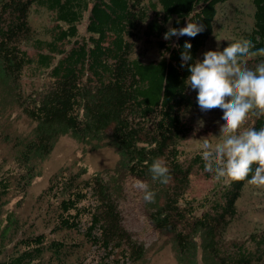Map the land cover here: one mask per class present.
Here are the masks:
<instances>
[{
  "label": "trees",
  "instance_id": "1",
  "mask_svg": "<svg viewBox=\"0 0 264 264\" xmlns=\"http://www.w3.org/2000/svg\"><path fill=\"white\" fill-rule=\"evenodd\" d=\"M229 1L159 0V5H146L142 0H0V111L19 108L33 125L14 144L20 172L8 180L0 176V203L12 191L13 180L26 191L41 176V164L61 137L70 135L88 145L109 139L120 157V172L149 180L156 194L148 203L152 223L173 236L180 264H199V258L203 264L263 261L264 232L252 236L257 259L243 242L234 250L226 248L231 252L223 247L222 232L236 214L247 180L229 181L217 194L221 198L210 204L212 211L197 216L199 208L186 198L190 179L180 156L190 131L185 118L198 107L197 92L185 83L188 66L199 58L214 33L219 8ZM253 5L254 23L242 39L259 49L264 48V0H253ZM33 7L48 11L57 22L48 39L31 33L28 14ZM87 13L88 38L79 36ZM187 22L202 24L204 30L194 38L160 40L161 56L156 60L134 56L135 39L143 27L148 37L161 39L169 27L181 28ZM186 41L192 45V60L184 63ZM32 43L35 55L30 56L22 44ZM247 59L264 63V56L240 58ZM26 70L33 77L48 72V84L25 92L21 81ZM254 119L252 129L264 128V117ZM157 159L169 168L167 184L152 180L150 169ZM116 177L103 172L88 175L86 170L54 176L48 193L56 200V227L81 230L84 239L114 263L138 264L146 249L123 227L122 182ZM20 233V221L9 215L0 226V249L14 242L13 248L20 249L8 257H1L0 250V264H38L46 253L63 256L62 242L46 243L42 235L18 238Z\"/></svg>",
  "mask_w": 264,
  "mask_h": 264
},
{
  "label": "rangeland",
  "instance_id": "2",
  "mask_svg": "<svg viewBox=\"0 0 264 264\" xmlns=\"http://www.w3.org/2000/svg\"><path fill=\"white\" fill-rule=\"evenodd\" d=\"M146 5L157 4L159 0H142ZM253 0H230L219 8V15L212 37L205 48L199 54V60L203 59V53L208 50H223L228 44L241 40L245 32L251 30L254 23ZM153 16V11H150ZM28 22L31 33L35 37L47 38L49 32L57 24L51 13L44 9L31 8L28 14ZM88 13L79 25V36L88 38L86 32ZM135 39L134 56L145 61L156 60L161 56L159 49L160 40L148 37L142 28ZM175 42V40H165ZM23 49L32 56L35 55L33 43L24 45ZM241 67L255 69L259 64L252 61L240 60ZM48 72H42L34 77L26 70L22 77V86L25 92L32 89L41 90L48 84L46 76ZM193 91V90H192ZM196 91H193V93ZM1 96V94H0ZM222 110L214 109L201 112L199 106L186 116L185 120L190 128L186 138L181 143V162L188 169L189 186L186 192L187 200H193L195 208H199L195 215L199 216L203 211L209 210L212 204L221 198L218 192L229 184L227 178L220 181L214 179V174L204 171L205 162L202 159V144L206 138L215 146L222 142L219 136ZM255 116L248 115L247 120L239 129V133L252 129ZM203 121V126L199 121ZM33 125L21 109L0 111V176L5 179L17 176L20 172L19 164L15 161L14 144L18 137H26ZM201 158L202 162L198 159ZM119 155L109 139L100 143L83 144L76 141L70 135L61 137L51 155L41 164V176L36 178L32 185L25 191L13 180L12 191L0 203V226L6 224V218L13 215L20 221L21 233L18 238L30 235H42L46 243L60 241L65 245L61 258H53L54 255L46 253L38 264H117L107 254L100 252L89 244L82 231H58L56 227L55 210L56 200L49 195L48 189L51 179L56 175L82 172L86 170L88 175L104 173L117 176L122 182L120 193V211L123 218V227L138 243L145 246L146 256L138 264H180L176 256L172 237L162 232L152 223L151 206L143 200V192L134 187L136 181H143L150 185L148 179H140L128 173L120 172L118 168ZM221 193H223L221 191ZM223 198V195H222ZM192 202V201H191ZM183 204V203H182ZM181 204V205H182ZM211 204V205H210ZM206 205V207L204 206ZM185 206V205H182ZM204 206V207H203ZM236 214L228 218V225L222 235L226 245L225 252H231L241 242L245 244V250L258 258V250L254 245L253 235H263L264 232V187L258 188L249 183L245 185L241 196L236 201ZM85 225L83 226V228ZM15 242L2 247L1 257L11 256L20 248H13ZM230 249H226V248ZM224 253V250L222 251ZM201 254V252H200ZM118 258V257H116ZM264 258V253L261 259ZM199 264L204 261L199 258ZM121 264V263H120ZM264 264V260L257 263Z\"/></svg>",
  "mask_w": 264,
  "mask_h": 264
},
{
  "label": "clouds",
  "instance_id": "3",
  "mask_svg": "<svg viewBox=\"0 0 264 264\" xmlns=\"http://www.w3.org/2000/svg\"><path fill=\"white\" fill-rule=\"evenodd\" d=\"M203 30L202 24L187 22L181 28L169 27L163 39L194 38ZM191 48V43L186 41L181 53L184 63L192 60ZM247 56H264V48L256 49L251 40L241 39L228 44L223 50L205 51L202 60L197 59L188 66L190 75L185 83L197 92L201 112L214 109L223 112L221 120L224 123L220 125L219 132L222 142L213 146L208 139L203 140L204 171L214 174L217 181L222 178H227V181L247 180L249 184L261 188L264 187V128H253L243 133H239V129L249 113L257 118L264 117V63L254 70L241 67L240 58ZM199 122H202V127L204 122ZM150 171L153 181L158 180L161 184L169 182V168L163 160L154 161ZM250 174L251 179H248ZM134 187L143 192L145 203L154 202L156 194L147 183L138 180Z\"/></svg>",
  "mask_w": 264,
  "mask_h": 264
}]
</instances>
